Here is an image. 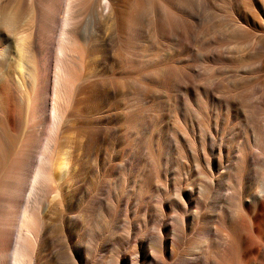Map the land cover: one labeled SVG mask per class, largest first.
I'll return each instance as SVG.
<instances>
[{
  "label": "bare ground",
  "instance_id": "1",
  "mask_svg": "<svg viewBox=\"0 0 264 264\" xmlns=\"http://www.w3.org/2000/svg\"><path fill=\"white\" fill-rule=\"evenodd\" d=\"M241 2L229 24L213 0H0V63L22 40L17 76L33 86L21 138L24 90L0 73L17 110L0 123V264H264V0ZM187 4L195 21L228 25L221 39L183 26ZM158 44L187 56L149 58ZM102 60L124 84L101 76ZM198 63L231 73L227 83ZM44 73L48 149L82 105L89 114L55 160L42 151L31 167ZM110 96L105 116L95 106Z\"/></svg>",
  "mask_w": 264,
  "mask_h": 264
},
{
  "label": "rangeland",
  "instance_id": "2",
  "mask_svg": "<svg viewBox=\"0 0 264 264\" xmlns=\"http://www.w3.org/2000/svg\"><path fill=\"white\" fill-rule=\"evenodd\" d=\"M204 1H207V0H201V2H204ZM213 3H214L213 10L216 12V14L221 16V17H219L220 19L225 17L226 22L229 24L231 22H233V20H236L238 22L241 21V18L243 15L242 14L243 11H242L241 0H213ZM186 6L184 7L183 13H182L183 26H187L189 23L194 21L193 27L195 28L196 32H199V31L202 32V31L206 30L205 32H206L208 37L211 35H216L221 39V34L217 30H219V29L225 30L226 28H228V25L225 22H223L224 23L223 24V23L217 21L215 23V25H212L211 21H214V20H208L209 22L208 23L205 22V24L203 23L204 21H202V22L195 21L194 17L192 18V15H193V9L191 8L192 6L188 5V4ZM81 17H82L81 20H83L84 23H86L88 21V19L84 15H82ZM219 18H217V20H219ZM219 23H220L221 27H219ZM58 27H59L58 24H54V29L58 30ZM2 29H3V31H7L5 27H3ZM56 35H58V34H55V33L52 34V36H53L52 41L53 42H57V40H58V37H56ZM222 37L224 38L225 36L223 35ZM12 39L14 42H17V40H18L16 35H13ZM227 39H229V37H227ZM230 41H231V39H230ZM18 44H19L18 48L14 52V59L13 60H7V62L3 61L0 63V68H1L0 73L2 72V70L6 71V70L10 69L9 71L11 72V74H13L15 76V78H17L16 80H17L18 88L21 90H24L23 91V97L19 98V101L25 107L24 117H23V121L21 123L20 135H19L22 138L23 133L25 132V128H26V122L25 121L27 119L26 112H28L27 111V109H28L27 105L30 103V100H31V99H29V97L31 98V96H32L33 86L30 85L29 83L22 84L21 82H19V76H17V75H19L18 74L19 73V62H20V60L27 62L28 59H27V57L25 58V55L23 54L22 48H20L22 45V40H18ZM229 44L232 47L234 43L230 42ZM20 51H21V53H20ZM147 52H148V54H150L149 58L154 57L156 54L161 55L160 60L164 64L168 63L171 59H180L182 57L187 56V53H180L179 51L175 50L171 45L163 46V45L158 44V47L155 46V47L149 48V50ZM231 54H234V52L230 53V55ZM198 64L201 67V69H205L207 71L211 69L210 66H213L212 69H213L214 73L212 75V79H215V81H217L218 83H227V76L231 75V73H227V72L223 71L222 69H220L218 65L212 64V65H209V66H206L205 68H203L200 63H198ZM44 65L46 66L47 71H48L49 59L44 62ZM177 66H180V68L182 70H184L186 63L183 60L182 62L178 63ZM97 69L102 73L101 76H104L110 80V83L124 84L123 76L118 75L116 71L115 72L110 71L111 70L110 61L102 60L101 63H98ZM17 70H18V72H17ZM48 74L49 73L42 74V80L40 81V83L37 84L38 85L37 91H38V94L41 95L40 100H41L42 104L39 106L40 109L38 107V109L36 111V115H37V117L38 116L41 117V116H43V113H44V116L40 119V122H42V124H40L41 132L40 131L37 132L36 143L33 147L32 153H31V157H30V161H31L30 166L31 167H35L38 164V162L40 161V159H38V155H40V153H42V151H44V153H49L48 156H50L51 159L55 160V157H57L59 150H61L62 147L67 145L68 141H71L73 138H75L83 130L82 129V125H83L82 123L86 118V113H88L84 110V105H82L81 106V112L78 115H73L70 119L71 124L69 123L70 125L68 127L64 128L63 132L60 133V135L58 137L59 142L56 143L55 148L54 149L51 148V150L48 149L47 148V139H48V137L51 136V133L53 130L52 119L50 118L51 117L50 113H51L52 105L54 104V103H52V101H54V97H52L53 83H48L49 82ZM241 74L242 73H239V76H241ZM182 78H183V82L189 83L190 80H193V78H195V76H194V74H192L189 70H187L185 68V70L182 73ZM212 79H211V81H212ZM231 80H232V77H230V81ZM195 82L196 83L202 82V80L197 78V79H195ZM0 85L5 87V82L3 80H1ZM29 91H30V96L28 94ZM44 94L46 97L44 96ZM114 101H115V98L113 96L105 97L102 101L99 102V104H97L95 106V108H97V110L99 109L98 111L102 115L107 116V115L113 114L116 112L115 108H114V106H115ZM43 103H44V105H43ZM152 103H153V101L151 100V101H149V103H147L148 105L146 104V106H150V105H152ZM15 111L17 112L16 106H14V104H13L11 93L6 88H3V90L0 91V123L8 122L12 115L16 116L17 113ZM154 116H159V115H157V112L150 110V114L148 116V119H151V118L153 119ZM117 122L119 124H121L122 126H126L125 121L122 120L121 117H119V119H117ZM158 122H159V125H161L162 123H163L162 125H165L168 122V117H161L160 116V117H158ZM22 127H24V129H22ZM23 130H24V132H23ZM84 130H85V123H84ZM68 138H69V140H68ZM102 145H104V147H109V145L107 143H104ZM56 152H58V153L55 154ZM134 165H136V168L142 167V163L138 164L135 162ZM104 174H105L104 176L107 179L108 178L116 179L118 177V174H116V173L106 172ZM130 174H132L135 177L138 176L137 170L130 171ZM30 177H31V175L29 176V179H30ZM18 210H20V207L15 208L16 213L19 212Z\"/></svg>",
  "mask_w": 264,
  "mask_h": 264
}]
</instances>
